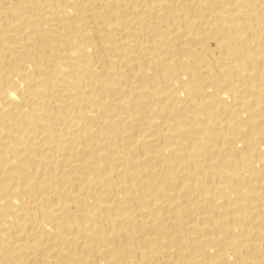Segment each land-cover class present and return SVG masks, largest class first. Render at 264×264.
I'll return each instance as SVG.
<instances>
[{"label": "bare ground", "instance_id": "bare-ground-1", "mask_svg": "<svg viewBox=\"0 0 264 264\" xmlns=\"http://www.w3.org/2000/svg\"><path fill=\"white\" fill-rule=\"evenodd\" d=\"M0 264H264V0H0Z\"/></svg>", "mask_w": 264, "mask_h": 264}]
</instances>
